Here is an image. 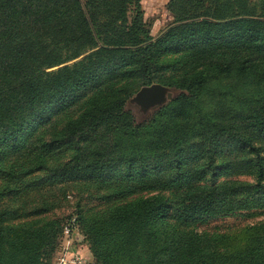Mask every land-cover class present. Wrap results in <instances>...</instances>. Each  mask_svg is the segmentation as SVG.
Returning <instances> with one entry per match:
<instances>
[{
  "label": "trees",
  "instance_id": "trees-1",
  "mask_svg": "<svg viewBox=\"0 0 264 264\" xmlns=\"http://www.w3.org/2000/svg\"><path fill=\"white\" fill-rule=\"evenodd\" d=\"M140 1L0 0V149L14 150L17 139L44 123L53 106L62 108L92 87L130 79H137L140 89L156 83L152 74L167 41L170 51L190 48V60L210 72L214 67L233 72L243 87L247 80L255 90L244 99L246 106L200 117L194 107L210 86L205 72L198 71L169 85L185 94L157 111L163 122L137 124L124 109L131 95L95 97L36 153L43 158L66 136L83 146L69 163L49 170L51 177L101 179L120 165L138 168L124 170L130 177L156 172L122 186L120 195L158 194L111 206L90 221L76 213L77 226H84L94 244L97 264H264V221L226 234L191 226L264 209V0H168L173 22L158 40L144 22ZM84 54L72 66L48 71ZM215 93L218 99L230 94L220 88ZM120 141L123 152L117 150ZM225 147L241 157L228 162L226 156L223 168L249 169L245 173L253 181L192 185L214 175L213 157ZM204 156L199 167L180 169L184 161ZM166 165L173 170H164ZM169 187L175 189L161 195ZM25 217L0 220V264H49L56 252L65 224Z\"/></svg>",
  "mask_w": 264,
  "mask_h": 264
},
{
  "label": "rangeland",
  "instance_id": "rangeland-1",
  "mask_svg": "<svg viewBox=\"0 0 264 264\" xmlns=\"http://www.w3.org/2000/svg\"><path fill=\"white\" fill-rule=\"evenodd\" d=\"M167 2L168 0L140 1L144 14V22H146L150 35L154 40H158L165 34L166 29L173 22V17L166 8ZM169 44L170 42L167 41L165 47L160 48L156 59L157 67H155L152 77L154 78V82L156 81L154 84H162L164 87L173 91V97L170 101L182 93L185 94L183 91L171 88L169 85L172 82L186 74L190 75L194 72L204 71L205 73L203 75L207 77L205 80H208L210 90L207 95H203L200 98L201 104L195 105L200 109L194 107L200 117L213 115L214 112L226 115L230 112V108L239 110L240 107L246 106L247 103L244 99L250 98L251 96L249 95L254 93L253 91L255 90L254 88L251 89L247 80L243 87L240 85V82L242 84L243 81L235 77L233 72L227 73L222 71L219 73V67L218 69L214 67L215 71L211 70L210 72L208 66L204 63L195 62L194 59L190 60V57L186 55L189 53L190 48L170 51ZM192 53L194 54V51ZM87 54L48 71H55L64 66H72L80 62ZM194 57L196 58V55ZM129 74L132 75V73ZM194 81H204V79ZM194 87L198 89L197 85H194ZM219 88L222 93L229 92L230 94L226 95L225 98L218 99L215 92ZM139 89V81L137 79L120 80L114 86L104 84L97 88L92 87L88 92H84L82 96L79 93V96L77 95L78 97L62 108H55L53 106L44 123L29 127L17 139L14 150L1 148L0 220L3 219L5 223L15 222L24 220L26 218L25 216L29 214V216H32V219L38 218L43 219V221H54L62 226L70 218H75L76 213L85 218V220L90 221L98 216H102L104 210L111 206H118L141 197L158 194L156 191H141V193H127L123 197L120 195V188L122 186L137 185L140 179H147L156 174V172H153L148 174V176L130 177V173L124 171L137 170V167L126 169V167L120 165L117 168L111 169L114 171L112 173L108 172L101 179H95L93 177H81L77 179L73 177H51L49 170L69 163L76 153L78 146H83V144L77 146V144L69 142L66 136L62 139L65 143H62L61 146L53 147L49 152L46 151L43 158H39V153H36L39 152V148L43 144H49L56 136H59L69 122L77 120L83 113L87 101L95 97L108 98L118 94L131 95L126 101L124 109L132 113L134 121L137 124L149 125L154 122H163V119L158 117L156 113L170 101L160 108L149 111L146 115H141L137 107L131 106L128 103ZM238 98L240 99V105H237L239 102ZM115 137L117 136L115 135ZM98 138L100 139V135H98ZM110 140L111 142L116 141L117 143V138L113 137ZM100 142V140L97 141V144ZM124 142L120 141L118 143L117 150L119 152L125 150ZM33 146H35V149H33L34 152L30 153L29 149H32ZM229 150L234 153L228 154ZM234 150V148L225 147L223 151L216 153L213 157L214 166H216L217 170L214 175H208L200 181H191V184L203 186L221 184L226 181L251 183L253 180L250 173H245L249 169L235 167L231 169L223 168L222 165L226 163V156L229 158L228 162L232 161L231 158L234 156L237 158L241 157ZM85 155H88V152H85ZM199 159L194 158L189 161H184V163H181L180 169L199 167L200 164L204 163L203 159L206 158L204 156ZM164 170H173V167L166 165ZM171 187L161 193V195L168 196V193L175 189ZM35 212H38L40 215H31V213L34 214ZM262 221H264V209H252L236 212L226 217L205 218L192 223L191 226L201 233L226 234L235 231L239 233L245 226ZM88 237L89 234L87 231H84V226L81 224V229L77 226V230L72 236L70 253L73 257L82 259L83 264H97L92 250L94 244L89 242ZM60 244H58L56 252L52 256L49 264H53L57 258L60 251ZM41 263L48 264V261L44 260Z\"/></svg>",
  "mask_w": 264,
  "mask_h": 264
},
{
  "label": "water",
  "instance_id": "water-1",
  "mask_svg": "<svg viewBox=\"0 0 264 264\" xmlns=\"http://www.w3.org/2000/svg\"><path fill=\"white\" fill-rule=\"evenodd\" d=\"M173 97V91L160 84H152L142 87L129 100L131 106L137 107L141 115L164 106Z\"/></svg>",
  "mask_w": 264,
  "mask_h": 264
},
{
  "label": "built area",
  "instance_id": "built-area-1",
  "mask_svg": "<svg viewBox=\"0 0 264 264\" xmlns=\"http://www.w3.org/2000/svg\"><path fill=\"white\" fill-rule=\"evenodd\" d=\"M77 230L76 218H70L62 228L60 251L53 264H83V260L73 257L70 253L72 248V236Z\"/></svg>",
  "mask_w": 264,
  "mask_h": 264
}]
</instances>
